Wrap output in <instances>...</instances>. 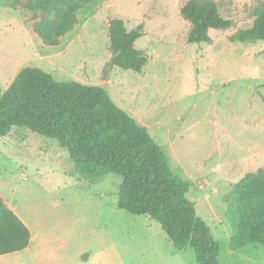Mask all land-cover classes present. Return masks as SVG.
Returning <instances> with one entry per match:
<instances>
[{
    "label": "rangeland",
    "instance_id": "1",
    "mask_svg": "<svg viewBox=\"0 0 264 264\" xmlns=\"http://www.w3.org/2000/svg\"><path fill=\"white\" fill-rule=\"evenodd\" d=\"M214 1L232 26L211 29L208 43L187 42L181 8L189 0H90L74 30L49 47L29 27L30 12L0 0V86L25 67L104 86L190 182L187 197L220 243L219 264H264V247H231L226 200L246 173L264 169V41L231 40L252 26L264 0ZM114 18L128 30L144 25L140 73L110 63ZM72 170L55 139L21 127L0 137V195L32 235L27 251L2 255L0 264H197L157 222L118 207L120 176L84 181Z\"/></svg>",
    "mask_w": 264,
    "mask_h": 264
},
{
    "label": "trees",
    "instance_id": "2",
    "mask_svg": "<svg viewBox=\"0 0 264 264\" xmlns=\"http://www.w3.org/2000/svg\"><path fill=\"white\" fill-rule=\"evenodd\" d=\"M89 1L6 0L5 5L30 12L27 22L33 33L43 45L56 47L74 30L78 12ZM181 14L190 22L188 43H208L211 29L232 26L214 0H189ZM143 32L142 23L128 30L122 19L108 22L112 66L142 72L148 57L136 42ZM231 40L264 41V3L255 9L252 26L239 29ZM13 127L57 140L73 163L70 175L79 180L120 176V209L157 222L176 250L194 251L197 264H219L220 243L187 197L190 182L171 169L147 127L121 108L104 86L57 81L41 68L25 67L5 91L0 86V137ZM226 200L231 247H264V169L246 173ZM30 240L29 227L0 195V256L23 251Z\"/></svg>",
    "mask_w": 264,
    "mask_h": 264
},
{
    "label": "crops",
    "instance_id": "3",
    "mask_svg": "<svg viewBox=\"0 0 264 264\" xmlns=\"http://www.w3.org/2000/svg\"><path fill=\"white\" fill-rule=\"evenodd\" d=\"M15 212V211H14ZM16 214H17V212H15ZM18 215V214H17ZM148 219V218H147ZM23 222H25V221H23ZM31 242H32V235H31V240H30V244H29V246L26 248V249H24L23 251H20V252H25V251H27L28 249H29V247L31 246ZM16 253V252H15Z\"/></svg>",
    "mask_w": 264,
    "mask_h": 264
}]
</instances>
